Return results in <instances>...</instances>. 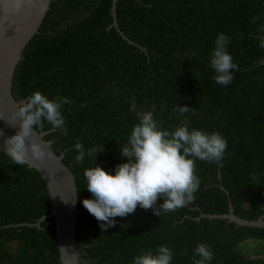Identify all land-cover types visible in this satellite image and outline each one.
I'll return each mask as SVG.
<instances>
[{
  "label": "trees",
  "instance_id": "trees-1",
  "mask_svg": "<svg viewBox=\"0 0 264 264\" xmlns=\"http://www.w3.org/2000/svg\"><path fill=\"white\" fill-rule=\"evenodd\" d=\"M112 3L51 0L11 87L16 102L36 91L73 102L61 109L66 132L47 123L36 131L48 132L44 141L64 156L75 179L79 264H132L141 251L162 244L175 252L172 264H193L199 243L214 251L212 264H264V229L208 217L227 214L229 202L242 219L264 216V0H117V27ZM219 33L230 37L228 51L239 65L227 88L214 81L209 66ZM178 105L196 109L187 114L191 128L227 140L224 159L195 161L200 186L184 208L158 217L137 207L102 232L81 203L91 198L85 169L111 171L126 162L119 148L147 111L161 129L179 127ZM77 142L104 151L77 164ZM51 208L41 176L0 151V264H61L54 220L36 226Z\"/></svg>",
  "mask_w": 264,
  "mask_h": 264
},
{
  "label": "clouds",
  "instance_id": "clouds-1",
  "mask_svg": "<svg viewBox=\"0 0 264 264\" xmlns=\"http://www.w3.org/2000/svg\"><path fill=\"white\" fill-rule=\"evenodd\" d=\"M230 44V37L219 33L210 53L209 66L215 73L214 81L225 88L234 83L235 74L239 72V65L228 51ZM259 47L264 48V36L260 37ZM259 63L264 66V59ZM72 103L68 97L49 99L39 91L32 93L13 118L18 119L19 124L11 123L19 130L4 140L0 151L19 166L27 165L30 159L50 157L52 153L45 149H50L52 142L29 143V138L33 130L42 129L45 123L66 132L61 109ZM175 111L183 123L172 131L161 129L152 111L138 117L127 143L119 148L120 157L126 162L111 171L99 165L85 169L86 190L91 198L83 199L81 203L100 222L102 232L115 226L116 217H127L137 207L151 210L158 217L184 208L193 202L200 186L195 161L213 163L224 159L228 144L219 132L209 133L190 127L187 114L195 115L196 109L178 105ZM75 151L78 153L75 157L77 164H82L86 155L94 156L95 161L104 148L86 150L77 142ZM251 179L258 180L259 174H253ZM158 200L162 203L157 204ZM174 255L171 248L162 244L155 252L141 251L133 258L132 264H172ZM193 257V264H212L215 255L209 245L199 243L193 249Z\"/></svg>",
  "mask_w": 264,
  "mask_h": 264
},
{
  "label": "water",
  "instance_id": "water-1",
  "mask_svg": "<svg viewBox=\"0 0 264 264\" xmlns=\"http://www.w3.org/2000/svg\"><path fill=\"white\" fill-rule=\"evenodd\" d=\"M50 2L51 0H0V149L3 148L4 140L19 130L18 126L13 127L11 123L19 124V120L13 118L25 101L14 100L11 91L12 80L15 69L22 59V53L29 41L38 33ZM116 2L117 0H113L111 8L115 27H117ZM47 133L33 130L28 142H45L43 138ZM45 151H50L51 156L44 160L30 159L26 165L41 176L52 203L50 213L42 217L36 226L38 227L41 221L53 219L60 263L79 264L81 248L76 246L75 226L80 211L77 206L75 179L64 165L63 155L57 156L51 148ZM208 217L228 220L237 226L264 229V216L256 221L242 219L234 214L230 202L227 214Z\"/></svg>",
  "mask_w": 264,
  "mask_h": 264
},
{
  "label": "rangeland",
  "instance_id": "rangeland-1",
  "mask_svg": "<svg viewBox=\"0 0 264 264\" xmlns=\"http://www.w3.org/2000/svg\"><path fill=\"white\" fill-rule=\"evenodd\" d=\"M10 247H16V244L11 245ZM249 248H250V249H255V248H256L255 243H254V244H253V243H249Z\"/></svg>",
  "mask_w": 264,
  "mask_h": 264
}]
</instances>
